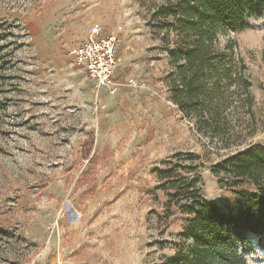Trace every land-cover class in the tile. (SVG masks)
Here are the masks:
<instances>
[{
  "label": "rangeland",
  "instance_id": "obj_1",
  "mask_svg": "<svg viewBox=\"0 0 264 264\" xmlns=\"http://www.w3.org/2000/svg\"><path fill=\"white\" fill-rule=\"evenodd\" d=\"M249 21L217 41L232 40L239 62L227 51L219 134L173 100L180 39L168 43L139 0H0V264H172L194 241L155 171L168 164L198 175L222 210L242 207L237 191L258 188L215 167L264 148V15ZM94 24L120 38L114 94L73 59ZM218 78L206 72L207 90ZM251 239L248 264H264V237Z\"/></svg>",
  "mask_w": 264,
  "mask_h": 264
},
{
  "label": "trees",
  "instance_id": "obj_2",
  "mask_svg": "<svg viewBox=\"0 0 264 264\" xmlns=\"http://www.w3.org/2000/svg\"><path fill=\"white\" fill-rule=\"evenodd\" d=\"M139 2L148 9L154 28L165 33L168 43H171L168 37L173 32L180 39L169 50L171 61L177 69L173 100L183 111L199 115L207 127L214 125L215 133L221 134L222 126L216 125L226 109H220L223 96L220 92V73L224 72L227 79H231L234 71L231 66L223 67L227 51H230L235 65L239 62L232 40L222 50L217 41L220 35L251 27L250 16L264 15V0ZM243 67L240 66L238 71ZM206 72L219 77V81L213 84L216 93L207 90ZM242 87L250 97L251 83L246 81ZM213 101L215 104H212ZM252 105L250 100L246 106L251 113ZM215 168L217 171L224 168L231 173L235 179L233 185L240 186L245 179L250 180L258 188L257 191L238 190L245 204L233 212H226L216 202L203 196L198 175L185 176L178 164H168L164 169L155 170L163 187L171 192L169 201L176 203L183 213L192 216L183 236L191 237L194 242L189 253L180 251L173 256L172 264L190 259V253V264H248L245 254L252 250L251 236H259V242L264 237V148L251 146ZM236 241L241 248L235 246Z\"/></svg>",
  "mask_w": 264,
  "mask_h": 264
},
{
  "label": "built area",
  "instance_id": "obj_3",
  "mask_svg": "<svg viewBox=\"0 0 264 264\" xmlns=\"http://www.w3.org/2000/svg\"><path fill=\"white\" fill-rule=\"evenodd\" d=\"M120 38L117 33L104 34L100 24L91 27L87 39L73 50V59L83 67L91 82L97 87H107L114 94L121 86L117 81L116 72L122 61L118 56ZM126 84L130 86H141L135 75H127ZM145 84V83H144Z\"/></svg>",
  "mask_w": 264,
  "mask_h": 264
}]
</instances>
